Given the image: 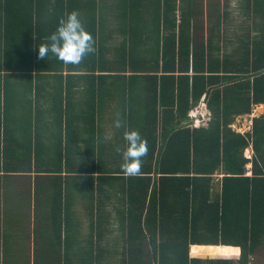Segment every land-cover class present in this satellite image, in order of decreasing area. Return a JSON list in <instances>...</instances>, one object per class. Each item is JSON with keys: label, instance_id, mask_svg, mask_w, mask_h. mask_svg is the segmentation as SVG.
<instances>
[{"label": "trees", "instance_id": "obj_1", "mask_svg": "<svg viewBox=\"0 0 264 264\" xmlns=\"http://www.w3.org/2000/svg\"><path fill=\"white\" fill-rule=\"evenodd\" d=\"M217 1L208 0L215 20L204 41L190 31L196 0H186L188 20L180 22L178 32L177 0H0L3 82L20 78L30 84L35 78L39 97L40 84L50 79L49 94L58 107L52 144L42 147L44 134L34 142L29 137L24 161L28 166L33 160L44 170L49 163L42 156L55 155L51 172L59 179L66 173L86 180L89 241L79 244L80 255L67 264H251L264 251V114L252 119L248 132L230 128L235 117L264 105V0H226L221 11ZM113 10L122 19L118 32L123 37L114 49L103 22ZM72 11L91 34L94 51L79 64L65 63L51 52L40 58L38 45ZM108 79L117 84L120 99L115 108L121 127L113 138L121 146V164L125 131L136 130L146 141L135 175L117 164L111 146L94 142L95 108L112 94ZM79 93L83 98H76ZM4 96L6 112L7 91ZM202 98L209 119L191 127L188 114ZM75 122L91 132L82 153L80 147L72 149L79 130ZM250 145L259 163L253 162L247 176L249 160L243 153ZM219 171L223 176L214 191ZM58 197L59 208L66 197L67 211L68 190L62 194L61 189ZM110 207L116 209L115 223ZM66 233L68 250L76 243L68 241L73 232ZM192 246L230 247L239 253L192 255Z\"/></svg>", "mask_w": 264, "mask_h": 264}, {"label": "crops", "instance_id": "obj_2", "mask_svg": "<svg viewBox=\"0 0 264 264\" xmlns=\"http://www.w3.org/2000/svg\"><path fill=\"white\" fill-rule=\"evenodd\" d=\"M197 1L193 5V10L195 5L198 4ZM182 2L186 3V0H177V8L180 7ZM121 21L122 19L116 14V10H113L112 13L105 14L103 17V22L106 24V31L104 32L111 35L109 41L111 42L112 49L118 48L123 38L118 32ZM179 24H181L180 18L177 19V32L179 31ZM193 27L192 25L190 30L191 35L195 33V28ZM197 34L199 36L201 35L199 32ZM0 76V264H67L74 262L80 255L78 249L79 244L82 245L83 240L84 242L89 241V227L91 224L88 217V207L90 198L85 190L87 186L83 184L84 182L86 183V180H84L83 176L67 177L65 175L66 173H62V179H59L56 172H51L53 166L56 164L55 155L44 154L42 156L45 164L49 163L44 170L37 167L34 161L31 160L29 162L31 168L28 171L26 168L29 165H26L24 157L21 154L29 137L34 142L38 134H44L45 136L41 139V144L45 146H42L43 148H46L52 144V138L57 134L58 129L56 131L57 124L54 121V113H56L58 107L53 106V102L56 100L49 94L48 90V86L50 84L52 85V80H47V84L45 82L40 84V96L37 97L36 91L38 83L35 78H33L30 84H26L24 81H20V78H17V80L11 78L3 82V73ZM106 82L109 83L110 93L112 94H108V97L104 100L105 102L103 101L102 107L95 108L94 133H96L95 136L97 137L94 138V142L95 145L100 143L101 145L111 146L115 151V161L118 165H121V158L118 156V151L121 150V146L117 138H113L116 127L110 135H106V130L110 128V124L105 125V129L102 130L103 122L109 112L117 117L119 115L115 108L120 103L119 96L115 92L117 84L113 83L111 79L106 80ZM24 86L31 90L25 89ZM6 91L8 93V99H6L8 111L3 112L4 107H6L4 98ZM25 94L28 95L25 96ZM76 96L78 99L79 96L83 98L82 93ZM199 104L203 106L202 108L205 110L204 114L198 113L189 117L192 122L193 119L196 120L197 118L201 121L203 117L207 116L205 125L210 113L206 108L204 98L201 99ZM259 106L260 104L254 106L250 114L235 117L230 128L234 132L241 134L248 132L252 126V119L264 114L263 110V112L259 113V116H256L257 107ZM65 107L66 104L63 101L62 109L64 110ZM29 113L30 115H28ZM239 119H242V125L239 127L241 129L240 132L235 129L237 126L235 122H238ZM29 120H31V123H28ZM35 123L39 127L38 132L35 130L37 128ZM73 125L77 126L79 130L77 131V136H74L71 140L73 143L72 149L77 152L80 147V153H82L87 148L85 149V146H81L84 140H88L91 132H89L90 129L88 131L83 129V122H75ZM73 125L71 126L73 127ZM111 125L115 126V123L113 122ZM27 126L32 128L31 131L28 130ZM110 138H113L112 142H109ZM87 144L90 146L89 141ZM48 150L52 153L53 148ZM77 154L78 156L75 157V161L80 159L79 153ZM243 155L249 160L245 168L246 175L250 176L252 174L253 162L259 163V160L254 154L252 145L244 150ZM80 156L83 159L85 158V156ZM94 165L98 166L96 163ZM107 165L109 164L107 163ZM47 166L49 168L48 170L46 169ZM13 167L15 168L11 169ZM215 175H219V179L223 176L221 171L216 172ZM93 176L94 181H97V176ZM69 181L71 184L68 183L65 185L64 182ZM113 182L118 184L120 180ZM61 189L62 194L64 191L66 193V190L70 194V207L67 206V211L64 208L66 205V197L61 198L62 210L58 206V194ZM109 212L111 213L110 221L115 223L116 209L110 207ZM59 217H61L62 222H59ZM67 231L73 232L68 238V241H74L73 244L76 243L74 247L68 250L66 249L68 243L65 240ZM195 248L197 247H191V253ZM237 252L239 253V250Z\"/></svg>", "mask_w": 264, "mask_h": 264}, {"label": "clouds", "instance_id": "obj_3", "mask_svg": "<svg viewBox=\"0 0 264 264\" xmlns=\"http://www.w3.org/2000/svg\"><path fill=\"white\" fill-rule=\"evenodd\" d=\"M93 51V38L76 11L69 12L66 18H62L56 31L47 37V42L38 45L40 58L47 57L51 52L69 64H79L86 54ZM114 123L117 128L121 127L119 119ZM124 138L127 147L122 152L121 168L127 174L135 175L140 170L141 157L147 152L146 141L136 130L125 131Z\"/></svg>", "mask_w": 264, "mask_h": 264}, {"label": "rangeland", "instance_id": "obj_4", "mask_svg": "<svg viewBox=\"0 0 264 264\" xmlns=\"http://www.w3.org/2000/svg\"><path fill=\"white\" fill-rule=\"evenodd\" d=\"M218 1H219V7H220L219 10L221 11L224 8L227 1L226 0H218ZM197 2H198V4L195 5V7H194V14L195 15H193V17H192L193 18V26H194L193 28H195V33L197 34V32H199V34L202 35L203 40L206 41L207 31L212 27L215 19H214V17H211L208 13V11L210 9L208 0H198ZM230 3H232V2H230ZM186 11H187L186 10V3L182 2L180 7L177 8V19L180 18V22H183L184 24L188 20V16L185 15ZM202 107L203 106H201L199 104L198 106L193 108V110L188 115L190 117H192L193 115H196L198 113L204 114L205 110ZM206 118H207V116L203 117V119H201V121L197 118H196V120L193 119L190 126L196 127V126L204 125ZM117 119H118L117 116H114L111 112L108 113V115L106 116V119L104 120L103 125H102V130H104L105 129L104 126L110 124V128L108 130H106V135H110L113 132L112 130L116 126H112L111 123L115 122ZM241 120L242 119H239L238 122H235V124L237 126H236V128L234 127L239 132L241 131V129L239 128L242 125ZM114 130L118 131L117 127ZM218 179H219V175H215L214 189H213L214 191L218 190V186H219ZM82 244H84V240H83ZM214 249H215V247H197V248H195V250H193V252L191 254L192 255H204V256H215V255L230 256V255L238 254L237 249L230 248V247H224V250L223 251L219 250V252H217ZM115 259H117V258L115 257ZM118 260H120L119 257H118ZM251 264H264V251L261 250L257 253V255L253 256L251 259Z\"/></svg>", "mask_w": 264, "mask_h": 264}, {"label": "water", "instance_id": "obj_5", "mask_svg": "<svg viewBox=\"0 0 264 264\" xmlns=\"http://www.w3.org/2000/svg\"><path fill=\"white\" fill-rule=\"evenodd\" d=\"M263 110H264V106H263V104H260V106L257 107V113H256V116H259V113H260V112H263ZM189 121L191 122V119H190Z\"/></svg>", "mask_w": 264, "mask_h": 264}, {"label": "bare ground", "instance_id": "obj_6", "mask_svg": "<svg viewBox=\"0 0 264 264\" xmlns=\"http://www.w3.org/2000/svg\"><path fill=\"white\" fill-rule=\"evenodd\" d=\"M217 252H219V250L223 251L224 250V247H221V246H217L215 247V249ZM237 251V250H236Z\"/></svg>", "mask_w": 264, "mask_h": 264}]
</instances>
